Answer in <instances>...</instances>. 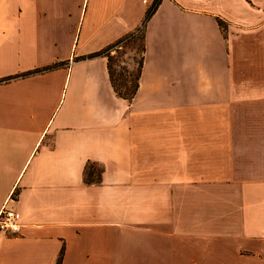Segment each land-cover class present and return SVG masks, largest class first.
<instances>
[{"label":"crops","instance_id":"crops-1","mask_svg":"<svg viewBox=\"0 0 264 264\" xmlns=\"http://www.w3.org/2000/svg\"><path fill=\"white\" fill-rule=\"evenodd\" d=\"M153 2L0 0V264H264V0H159L126 99Z\"/></svg>","mask_w":264,"mask_h":264},{"label":"rangeland","instance_id":"rangeland-1","mask_svg":"<svg viewBox=\"0 0 264 264\" xmlns=\"http://www.w3.org/2000/svg\"><path fill=\"white\" fill-rule=\"evenodd\" d=\"M111 48V72L116 88L127 93L132 88L139 68L142 28Z\"/></svg>","mask_w":264,"mask_h":264},{"label":"trees","instance_id":"trees-1","mask_svg":"<svg viewBox=\"0 0 264 264\" xmlns=\"http://www.w3.org/2000/svg\"><path fill=\"white\" fill-rule=\"evenodd\" d=\"M158 1L159 0H154L153 4L147 10L146 15H145V19L143 20V23L141 25L142 30H143L145 21L147 20V18L149 17V15L153 12V10L156 7ZM219 24L222 25V22L220 20H219ZM139 29L140 28H138V31H139ZM131 35L132 34H129V35L123 37V38H120V39L116 40L115 42L111 43L110 45L106 46L102 50H99L97 52H94L92 54H89V55L83 57V58H92V57H96V56H104V57H106L107 58V67H108L109 77H110L112 86H113L115 92L117 93V95H119V96H121L123 98H126V99H131V97L134 95V93L136 91V88H137V85H138V72H139V69H140V66H141V63H142V60H141L142 55H141L140 60L138 62L139 68H138V72H137V75L135 77L136 79H135V82H134L132 88L127 93H121L116 88L115 82H114V80L112 78V72H111V56L109 54L111 52V48L112 47L118 45L121 41H123L124 39H127ZM49 68H52V67H49ZM39 71H42V69L34 70V71L29 72V73H35V72H39ZM101 172H102L101 166H98L94 162H88L85 165V169H84V181H85V183H88V184H91V183H99L100 182V178H101Z\"/></svg>","mask_w":264,"mask_h":264},{"label":"built area","instance_id":"built-area-1","mask_svg":"<svg viewBox=\"0 0 264 264\" xmlns=\"http://www.w3.org/2000/svg\"><path fill=\"white\" fill-rule=\"evenodd\" d=\"M22 224L13 210L3 208L0 210V232L8 234H21Z\"/></svg>","mask_w":264,"mask_h":264}]
</instances>
